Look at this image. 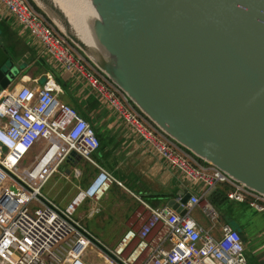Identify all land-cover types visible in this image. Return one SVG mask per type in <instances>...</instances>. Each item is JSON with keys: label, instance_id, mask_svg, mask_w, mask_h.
Returning <instances> with one entry per match:
<instances>
[{"label": "built area", "instance_id": "1", "mask_svg": "<svg viewBox=\"0 0 264 264\" xmlns=\"http://www.w3.org/2000/svg\"><path fill=\"white\" fill-rule=\"evenodd\" d=\"M0 5L43 45L45 56L82 76L170 167L207 192L229 185V201L264 214V196L203 162L158 128L30 0H0ZM36 147L34 159L24 166L23 159ZM99 149L94 128L61 102L51 74L41 87L21 86L0 94V264H90L85 252L92 247L103 252L109 264H248L238 230L225 225L213 235L219 214L209 202L203 209L212 230L191 216L207 192L192 195L184 216L169 206L145 204L150 217L138 215L141 227L128 230L115 249L102 247L75 219L87 200L99 202L114 185L124 187L95 162ZM73 153L95 166L98 174L61 208L42 190Z\"/></svg>", "mask_w": 264, "mask_h": 264}, {"label": "water", "instance_id": "2", "mask_svg": "<svg viewBox=\"0 0 264 264\" xmlns=\"http://www.w3.org/2000/svg\"><path fill=\"white\" fill-rule=\"evenodd\" d=\"M31 1L158 128L264 196V0H91L99 48L53 1L39 0L65 30ZM18 72L0 35V94ZM191 197L168 206L184 216Z\"/></svg>", "mask_w": 264, "mask_h": 264}, {"label": "crops", "instance_id": "3", "mask_svg": "<svg viewBox=\"0 0 264 264\" xmlns=\"http://www.w3.org/2000/svg\"><path fill=\"white\" fill-rule=\"evenodd\" d=\"M0 35L5 50L17 62L19 69L18 80L6 91L21 86L41 87L46 83L47 75L51 74L58 87V97L61 102L73 107L89 122L101 140L100 150L94 155V160L101 168L106 169L120 180L124 187L114 185L117 188L112 187L99 202L87 200L86 202L90 203L87 216L89 218L99 216L101 226L115 222L116 226L120 228L118 235L120 241L117 246L128 230L141 227L142 221L138 219L139 214H142L144 219L150 217V212L145 204L152 208H161L168 206L171 200H180L185 194L203 196L207 192L205 186L194 183L170 167L157 154L152 145L130 127L115 109L92 91L82 76L74 72H67L53 59L45 56L43 45L31 36L1 5ZM84 161L83 159L70 158L62 165L65 170L61 174L64 183H73L69 180L70 177L75 180L83 177V181H85L89 166H86ZM81 162H83V166L79 167ZM93 167L95 169L92 168V170L94 173L96 172V176L98 169ZM81 168L85 169V174H82ZM64 179L69 182H65ZM91 181L88 184H82L83 187L77 186L76 192L67 198V204L79 190L85 189ZM64 187L65 184L63 189ZM217 188H223V186L219 185L207 192L206 198L191 212L192 217L195 210L204 213L203 208L204 203L208 202L207 197ZM127 193L129 196L125 198L124 195ZM109 195H115L113 198L115 201L108 206L106 201L111 200ZM228 205L229 208L227 207L226 210L225 208L219 210L226 222L222 223L219 219L217 229L212 232L213 235L218 236L223 226H231L245 236L244 244L248 264H264V225L261 229L259 228L256 241L250 239V230L253 227H260L251 220L252 217H247L246 211L251 208L246 204L236 202H231ZM243 219H247L246 222H242ZM202 227L205 230H212V224L209 227Z\"/></svg>", "mask_w": 264, "mask_h": 264}, {"label": "rangeland", "instance_id": "4", "mask_svg": "<svg viewBox=\"0 0 264 264\" xmlns=\"http://www.w3.org/2000/svg\"><path fill=\"white\" fill-rule=\"evenodd\" d=\"M51 23L55 26L53 22ZM38 150H39V147H36L31 153L27 154V156L23 159L22 164L24 166L28 165L34 159ZM84 163L86 166H89L88 170L90 171V172L87 171V177L85 181H83V177L82 178L79 177L80 179L78 178V180H75L72 177H70L69 180L72 181L73 183L67 181L66 179H64L65 182H69V183H64L63 177H61V174L65 170H64V166H62V168L59 170V173H56L45 185V187L42 190V193L45 196H47L50 200H52L56 205H58L61 208H64L68 202L67 198H69L72 193L76 192L77 186L83 187L84 184H88L91 181V179L95 177L96 172L94 173L92 170V168L93 169L95 168L86 161H84ZM81 166H83V162L79 164V167ZM84 170L85 169L81 168L82 174H85ZM64 184H65V187L63 189ZM113 188H117V186H113ZM128 194L129 193L125 194L124 197L127 198V196H129ZM109 197L111 198V200L106 201V204L108 206L113 204L115 201L113 200L115 195H109ZM229 203L231 202L230 201L225 202V204H223V206L221 207V210L222 208H225L226 210L227 207L229 206L228 205ZM89 206H90V203L88 201L83 205V207H81L78 210V212L75 215V219L78 220L97 239V241H99L102 247L114 249L120 241V237H118L120 233V228L116 226L115 222L108 223L106 224V226H101L99 216H96L95 218H89L87 216ZM213 208L218 212L219 219L221 220V222L225 223L226 221L222 216V212L216 209L214 206ZM246 214L248 218L252 217L251 220L256 222L260 226V227H253L250 230L251 231L249 234L250 239H253L254 241H256V236L258 235L259 228L261 229L262 226L264 225V215L256 212L253 209H247ZM193 217L204 227H209V225L212 224L210 220L207 218L206 214L201 213L199 210H195ZM246 220L247 219L245 220L243 219L242 222H246ZM85 260L90 264H109L104 253L93 247L86 250Z\"/></svg>", "mask_w": 264, "mask_h": 264}, {"label": "bare ground", "instance_id": "5", "mask_svg": "<svg viewBox=\"0 0 264 264\" xmlns=\"http://www.w3.org/2000/svg\"><path fill=\"white\" fill-rule=\"evenodd\" d=\"M38 4L46 10L52 17V19L58 24V26L64 29L62 23L58 18L50 13L39 0ZM55 3L58 8L67 16L70 20L72 30L77 36L88 44L90 47L99 48L94 39V35L91 29L92 23L98 19L94 7L92 6L91 0H51Z\"/></svg>", "mask_w": 264, "mask_h": 264}, {"label": "trees", "instance_id": "6", "mask_svg": "<svg viewBox=\"0 0 264 264\" xmlns=\"http://www.w3.org/2000/svg\"><path fill=\"white\" fill-rule=\"evenodd\" d=\"M100 143H101V140H100ZM220 186H223V188H217L207 197L208 202L218 210H221V207L223 206V204L229 201L227 197V193L229 190H231V187L227 184H222Z\"/></svg>", "mask_w": 264, "mask_h": 264}]
</instances>
